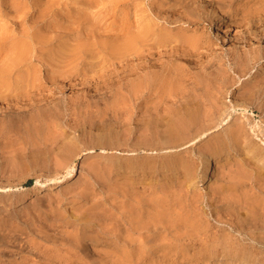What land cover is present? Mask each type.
Listing matches in <instances>:
<instances>
[{"label": "rangeland", "instance_id": "374dc122", "mask_svg": "<svg viewBox=\"0 0 264 264\" xmlns=\"http://www.w3.org/2000/svg\"><path fill=\"white\" fill-rule=\"evenodd\" d=\"M0 83V125L48 108L0 126V264H264V0H0ZM217 151L206 184L181 166Z\"/></svg>", "mask_w": 264, "mask_h": 264}, {"label": "bare ground", "instance_id": "6f19581e", "mask_svg": "<svg viewBox=\"0 0 264 264\" xmlns=\"http://www.w3.org/2000/svg\"><path fill=\"white\" fill-rule=\"evenodd\" d=\"M183 2H184V0H183ZM12 3H13V1H12ZM19 3V2H18ZM17 8H18V6H16ZM14 8H15V6H14ZM18 10H19V8H18ZM17 10V11H18ZM18 13V12H17ZM18 19V18H17ZM185 19V18H184ZM96 22V21H95ZM97 23H94V25H96ZM98 25V24H97ZM100 25V24H99ZM91 26V25H90ZM125 27H126V25H125ZM100 28V27H99ZM115 29V28H114ZM113 29V30H114ZM109 30H110V28H109ZM123 30V29H122ZM128 30V29H127ZM130 30V29H129ZM106 31V30H105ZM118 31V30H117ZM114 32V31H113ZM121 32V31H120ZM123 32V31H122ZM128 32V31H127ZM119 33V32H118ZM124 33V32H123ZM112 34V33H111ZM111 34H109V35H111ZM117 36V35H116ZM4 37V36H3ZM140 38V37H139ZM164 39V38H163ZM2 40V39H1ZM7 42H9V41H7ZM14 48L16 49V53H17V55H19V56H22V54L24 53V50L26 49V46L24 45V44H20V43H17V44H15L14 45ZM89 49V48H88ZM88 51V50H87ZM77 53V52H76ZM73 54V53H72ZM71 55V54H70ZM10 56V55H9ZM96 56V55H95ZM66 57V56H65ZM72 61H74V60H72ZM77 61V60H76ZM82 61V60H81ZM66 62V61H65ZM78 62V61H77ZM66 63H68V62H66ZM74 63V62H73ZM98 63H100V61L98 62ZM99 65V64H98ZM48 66V65H47ZM62 67L61 68H63V65H61ZM71 66H72V64H71ZM65 69H66V67H65ZM65 69H64V71H65ZM62 73V72H61ZM68 74V73H67ZM71 74V73H70ZM69 75V74H68ZM34 76H35V74H34ZM54 77V76H53ZM74 77V76H73ZM51 78H52V76H51ZM30 81V80H29ZM53 83V82H52ZM37 85V84H36ZM47 85H49V84H47ZM6 86V84H1L0 83V88L1 87H5ZM36 87V86H35ZM24 88H25V86H24ZM29 87H27V89H28ZM41 88H42V86H41ZM38 89H40L39 87H38ZM43 89V88H42ZM36 90V89H35ZM29 92V91H28ZM27 92V93H28ZM26 93V94H27ZM31 93V92H30ZM23 97V96H22ZM41 98V97H40ZM106 99V98H105ZM19 100H21L20 98H19ZM34 101V100H33ZM21 102V101H20ZM50 102V101H49ZM2 103V102H1ZM25 103V102H24ZM126 103V102H125ZM26 104V103H25ZM42 104V103H41ZM52 104H53V102H52ZM96 104V103H95ZM94 104V105H95ZM98 104V103H97ZM96 104V105H97ZM189 104V103H188ZM29 105V104H28ZM182 106H184V104L182 105ZM29 107V106H28ZM105 107V106H104ZM186 107V106H185ZM37 108V107H36ZM191 108V107H190ZM39 109H41V110H44V112L43 111H41V110H39ZM47 109L48 108H43V107H39L38 108V112L37 113H32V114H30L29 116H28V118H27V123H24L23 121H21V119H19L18 120V117H17V120H14L13 118H9L8 120H6L4 123H2L0 126H3L4 125V127L6 128H9V130H11V133H12V131H16V133L17 132H21L22 131V129H25L26 130V133L28 132L29 133V135L30 134H32V131H30L32 128H34V127H38V125H33V122L35 121V120H37V121H40V119H42L43 117H45L46 115V113H45V110L47 111ZM35 110V109H34ZM96 110V109H95ZM182 110H184V109H182ZM180 110H178V112H179ZM194 112V111H193ZM48 113H49V111H48ZM180 113H181V111H180ZM196 113V112H195ZM22 114V113H21ZM174 114V113H173ZM179 114V113H178ZM18 115V114H17ZM175 115H176V113H175ZM185 115H186V118H187V121H194V117H195V115H194V113H192L191 111H189V109H185ZM220 116V115H219ZM27 117V116H26ZM103 117H104V113H103ZM182 117V116H181ZM181 117H179V119L181 118ZM46 118V117H45ZM52 119V118H51ZM50 119V120H51ZM101 119V118H100ZM178 119V120H179ZM99 120V119H98ZM161 120V119H160ZM183 120H185V119H183ZM25 121V120H24ZM37 121H35L36 123H37ZM44 121V120H43ZM199 121V120H198ZM183 122V121H182ZM22 123H24V124H26V125H23ZM52 123V122H51ZM165 123V122H164ZM175 123V122H174ZM180 123H181V119H180ZM179 123V124H180ZM191 123V122H190ZM193 123V122H192ZM191 123V124H192ZM196 123V122H195ZM41 124V123H40ZM39 124V125H40ZM182 124V126H183V124H185L184 122L183 123H181ZM195 125V124H194ZM145 126V125H144ZM182 126L180 127V128H178L179 127V125H177V126H171V127H169V128H167V131L165 132L164 131V133H163V122L161 121H159V122H157V126H156V132L153 134V137H154V135H156L161 141H160V143H162V141H163V138H165L164 136H167V135H171V136H178L179 135V133H182L181 131V128H182ZM243 126V125H242ZM245 126V125H244ZM49 127V126H48ZM241 127V126H240ZM240 127H237L231 134H230V136H229V139L228 140H226V141H219L218 143L216 142V143H213L212 144V146H213V150H221V149H224V147H227V141L229 142V143H234V142H236L237 140H239V138H240V134H241V128ZM144 128V127H143ZM183 128H184V130H185V125L183 126ZM182 128V129H183ZM192 128H194V127H192ZM45 129H48V128H45ZM153 129V128H152ZM187 129H188V127H187ZM183 130V131H184ZM189 130V129H188ZM196 130H197V128H196ZM34 131H35V129H34ZM154 131V130H153ZM7 132H9V134H11L10 133V131H8L7 130ZM6 132V133H7ZM55 132V131H54ZM142 132V131H141ZM188 132V131H187ZM15 133V132H14ZM15 133V134H16ZM18 133V134H19ZM44 133V132H43ZM65 133V132H64ZM107 133V132H106ZM124 133V132H123ZM122 133V134H123ZM145 133V132H144ZM168 133V134H167ZM189 133V132H188ZM188 133H184V134H186V135H188ZM60 134V133H59ZM121 134V133H120ZM20 135V134H19ZM22 135V134H21ZM28 135V134H27ZM29 135H28V137H29ZM44 135V134H43ZM51 135V134H50ZM54 135V134H53ZM65 135V134H64ZM97 135H98V133H97ZM12 136V135H11ZM32 136V135H31ZM30 136V137H31ZM47 136H48V132H47ZM46 136V137H47ZM96 136V135H95ZM107 136V135H106ZM147 136V135H146ZM170 136V137H171ZM183 136V135H182ZM22 138H24L23 137V135L21 136ZM25 137H26V134H25ZM29 137V138H30ZM57 137V136H56ZM145 137V136H144ZM169 137V136H168ZM179 137V136H178ZM7 138V137H6ZM13 138V137H12ZM34 138V137H33ZM49 138V137H48ZM107 138V137H106ZM122 138V137H121ZM180 138V137H179ZM17 139V138H16ZM15 139V140H16ZM20 139V138H19ZM31 139V138H30ZM35 139V138H34ZM43 139H46V138H44L43 137ZM52 139V138H51ZM63 140H64V138H62ZM72 139V138H71ZM94 139H96V137L94 138ZM136 139V138H135ZM141 139V138H140ZM157 139V138H156ZM166 139V138H165ZM4 140V139H3ZM15 140H13V141H15ZM33 140V139H32ZM47 140H49V139H47ZM182 140V139H181ZM1 141V140H0ZM12 141V140H11ZM27 141V140H26ZM26 141H24L25 143H26ZM34 141V140H33ZM32 141V142H33ZM60 141V140H59ZM62 141V140H61ZM96 141V140H95ZM94 141V142H95ZM100 141H101V137H100ZM99 141V142H100ZM113 141V140H112ZM150 141V140H149ZM154 141V140H153ZM152 141V142H153ZM178 141V140H177ZM6 142V141H5ZM31 142V141H30ZM44 142V141H43ZM45 142H46V140H45ZM44 142V143H45ZM53 142V141H52ZM104 142V141H103ZM133 142V141H132ZM147 142H148V140H147ZM194 142L195 141H191V143L190 144H194ZM20 143V142H19ZM122 143V142H121ZM130 143V142H129ZM14 144H16V143H14ZM13 144V145H14ZM18 144V143H17ZM22 144V143H21ZM48 144H50V143H48ZM61 144V143H60ZM101 144H102V142H101ZM131 144V143H130ZM149 144V143H148ZM7 145V144H6ZM5 145V146H6ZM78 145H79V143H78ZM88 145V144H87ZM97 145V144H96ZM133 145V144H132ZM144 145V144H143ZM226 145V146H225ZM5 146H2V147H5ZM31 146H32V144H31ZM34 146H35V142H34ZM39 146V145H38ZM59 146V145H58ZM77 146V145H76ZM139 146H140V144H139ZM184 146V145H183ZM211 146V147H212ZM9 147V146H8ZM47 147V146H46ZM50 147V146H49ZM93 147V146H92ZM220 147V148H219ZM14 148V147H13ZM13 148H10V149H13ZM21 147H20V145H19V149H20ZM31 147H29V149H30ZM33 148H35V147H32V149ZM95 148V147H94ZM0 149H1V147H0ZM4 149V148H3ZM9 149V150H10ZM99 149V148H98ZM8 150V151H9ZM24 150V149H23ZM41 150V149H40ZM39 150V151H40ZM47 150V149H46ZM170 150V149H169ZM20 151V150H19ZM60 151H61V157H58L59 159L61 158V160L60 161H64V162H69V158L70 157H72L73 158V155L72 156H70L69 158H67V156L65 155V153L68 151V152H70V153H72L73 152V144L71 145V143L70 144H63V146L60 148ZM77 151V150H76ZM42 152V151H41ZM59 152V151H58ZM67 152V154H68V156H69V154L70 153H68ZM131 152V151H130ZM176 152V151H175ZM5 153V152H4ZM30 153H31V151H30ZM36 153V152H35ZM76 153V152H75ZM74 153V154H75ZM93 153V152H92ZM33 154V153H32ZM37 154V153H36ZM102 154V153H101ZM226 153L224 152V151H217V153H215V155H208V154H204V155H202V157H200V163H199V165H198V167L197 168H195V169H191L190 168V165H189V163L186 161V160H183L182 161V163H181V166L182 167H184L186 170H187V172H188V174H190V176L192 177V178H195L196 180H197V183L198 184H206L208 181H209V174H210V171L212 170V168H216V167H219L220 166V164H221V158L225 155ZM243 154V153H242ZM17 155V154H16ZM28 155V154H27ZM63 155V156H62ZM76 155V154H75ZM29 156V155H28ZM192 156V155H191ZM17 157V156H16ZM19 157H21L20 155H19ZM26 157V156H25ZM31 157H32V155H31ZM34 157V156H33ZM256 157V156H255ZM254 157V159H256ZM58 161V160H57ZM261 160H259V162H260ZM263 161V160H262ZM59 162V161H58ZM62 162H59V164L60 163H62ZM64 162H63V164H64ZM247 163V162H246ZM22 164V162L21 161H19V162H17V161H13L12 160V162H11V167L13 168V169H19L20 167H23V165H21ZM62 165V164H61ZM60 165V166H61ZM57 166V165H56ZM59 167V166H58ZM161 168H162V165L160 166ZM2 168V167H1ZM4 168V167H3ZM12 168H11V170H12ZM56 168V167H55ZM117 168H120V166H118ZM9 169H10V166H9ZM60 169V168H59ZM64 169V168H63ZM75 168L72 166V165H70V166H68L67 167V171H66V173L64 174V176H62L63 177V180H66V181H71V180H73L74 178H75V176H76V173H75V170H74ZM10 170V171H11ZM18 171V170H17ZM21 171H22V169H21ZM108 171V170H107ZM7 172V171H6ZM15 172V171H14ZM135 172V171H134ZM134 172L132 171V173L134 174ZM141 172V171H140ZM139 173V172H138ZM182 173V172H181ZM124 174V173H123ZM140 176V175H139ZM61 181V180H60ZM59 181V182H60ZM27 182H28V180H26V182H25V184H27ZM57 180H56V178H53V179H51L50 181H49V183H48V185H49V188H52L53 186H56L58 183H59ZM21 183V182H20ZM131 206V205H130ZM90 209V208H89ZM134 209H135V207H134ZM110 211V210H109ZM103 212H104V210H103ZM103 215V214H102ZM86 219V218H85ZM154 219V218H153ZM110 220V219H109ZM151 220V219H150ZM152 221V220H151ZM157 221V220H156ZM107 222H109L108 220H107ZM158 222H159V220H158ZM147 223V222H146ZM160 223V222H159ZM141 224H145V222H143V223H141ZM99 225V224H98ZM105 225V224H104ZM103 225V226H104ZM155 225V224H154ZM252 225V224H251ZM255 225V224H254ZM69 226V225H68ZM79 228H78V234H75V236L73 237V239L72 238H70V239H72V240H74V243L77 245V247H78V249H77V256H79L78 254H79V252H81L82 254H85V244L87 243V242H92V243H98L99 244V246H103V245H105L106 246V241H105V235H103L101 232H96V233H94V234H91V233H89L90 231L88 230V227H84V226H81L80 224H79ZM107 226V225H106ZM64 230V229H63ZM108 230V229H107ZM112 230V229H111ZM66 231V230H65ZM75 232V231H74ZM63 233H64V231H63ZM65 234V233H64ZM68 234V233H67ZM63 235V234H62ZM137 235V234H136ZM71 237V236H70ZM140 237V236H139ZM67 238V237H66ZM69 238V237H68ZM155 238H157V237H155ZM64 239V238H63ZM67 240V239H66ZM71 240V241H72ZM68 241V240H67ZM133 241V240H132ZM89 246V245H88ZM108 246V245H107ZM104 247V246H103ZM114 247V246H113ZM101 248V247H100ZM108 248H110L109 246H108ZM69 254H71L72 255V253H71V251H70V253ZM106 253H104V255H105ZM110 254L111 255H113V256H116L117 257V259H115L116 261H117V263L118 264H124V263H127V257H122L121 258V261L119 260V257L121 256V255H124V254H122V253H120V252H118V250L116 249V248H110ZM86 255V254H85ZM74 256V255H73ZM89 256V255H88ZM64 258V257H63ZM3 260V259H2ZM59 260H61V259H59ZM68 260V259H67ZM69 260H70V258H69ZM1 261V260H0ZM72 261V260H71ZM70 261V262H71ZM77 261H79V259H77ZM83 261V260H82ZM22 262V261H21ZM23 262H25V261H23ZM66 262V261H65ZM81 262V261H80ZM78 263V262H77ZM116 263V262H115ZM2 264H3V261H2ZM17 264V263H16ZM83 264V263H82ZM107 264V263H106ZM113 264V263H112Z\"/></svg>", "mask_w": 264, "mask_h": 264}]
</instances>
